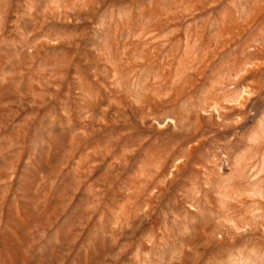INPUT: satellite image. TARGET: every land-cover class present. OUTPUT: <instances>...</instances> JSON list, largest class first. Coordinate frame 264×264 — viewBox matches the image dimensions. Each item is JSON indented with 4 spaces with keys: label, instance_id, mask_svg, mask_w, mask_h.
Listing matches in <instances>:
<instances>
[{
    "label": "rangeland",
    "instance_id": "1",
    "mask_svg": "<svg viewBox=\"0 0 264 264\" xmlns=\"http://www.w3.org/2000/svg\"><path fill=\"white\" fill-rule=\"evenodd\" d=\"M0 264H264V0H0Z\"/></svg>",
    "mask_w": 264,
    "mask_h": 264
}]
</instances>
